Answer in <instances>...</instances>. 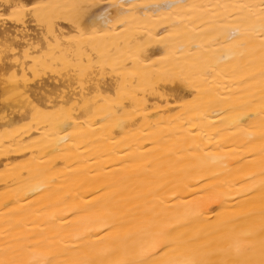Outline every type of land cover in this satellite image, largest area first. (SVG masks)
<instances>
[{"label": "bare ground", "instance_id": "1", "mask_svg": "<svg viewBox=\"0 0 264 264\" xmlns=\"http://www.w3.org/2000/svg\"><path fill=\"white\" fill-rule=\"evenodd\" d=\"M0 264H264V0H0Z\"/></svg>", "mask_w": 264, "mask_h": 264}]
</instances>
